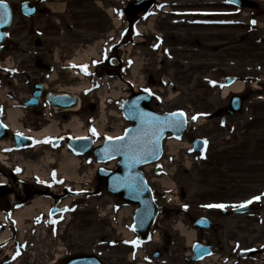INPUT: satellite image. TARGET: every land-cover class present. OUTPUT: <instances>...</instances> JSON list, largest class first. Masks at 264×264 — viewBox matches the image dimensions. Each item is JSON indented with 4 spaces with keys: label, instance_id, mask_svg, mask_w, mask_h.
<instances>
[{
    "label": "rangeland",
    "instance_id": "374dc122",
    "mask_svg": "<svg viewBox=\"0 0 264 264\" xmlns=\"http://www.w3.org/2000/svg\"><path fill=\"white\" fill-rule=\"evenodd\" d=\"M4 1L11 3L15 10V23L10 31L11 40L8 43L9 48L15 51V56L9 62V66H13L16 71L19 69L21 75L24 73L23 76L19 75L20 77H16L15 80H6L5 85L0 89V106H4L8 110L10 109L8 100L11 95L15 94L11 102L16 101L21 105L22 100L30 96L34 81L43 77L42 70L36 69L34 64L36 58L42 56L45 49H49L51 54L48 59L46 58L47 60L58 61L59 58L66 60L60 51L63 46L71 49L76 42H81L91 47L106 37L96 35L95 41H90L88 38L92 36H88L85 32L71 31L67 33L61 29L60 35L50 33L47 40L44 30L45 18L41 13L43 9L41 0ZM25 1H29L31 5H38L40 12L36 18L30 20L21 15L19 7ZM62 1H68L70 4L72 2V0H50L49 3ZM97 1L101 3L102 0ZM116 1L110 0L109 10L117 9ZM170 1L172 3V0ZM218 2L220 0L182 1L188 5L207 4V8L209 4L215 7L214 5ZM168 6L171 5L168 4ZM107 19L111 23L109 35L113 33L110 44L113 45L118 39H121L119 34L124 29L125 23L117 29L112 24L116 18L114 17L112 20L107 15ZM165 19L167 20V18H161L164 21ZM249 19H255L260 26L256 25L251 28L240 24L238 28L233 29L211 30L197 27L192 29L186 25L178 24L180 22L175 19H170L167 22L173 27L167 25L171 28L166 36L167 44L174 46L175 42L177 43L176 49L173 50V58L165 59L160 52L157 55L151 54L152 51L147 47V44L152 40H148L146 46L141 44L140 47H136L135 40L131 43L127 42L121 51L116 50L125 58L126 64L123 67L120 66L121 68L116 66L117 64L96 67L95 73H98L100 77L99 82L97 79L87 76L83 80H78L70 73L65 74V77L61 67L55 68L52 80L46 82L49 87L47 92H70V87L79 86L81 88L84 86L82 83L89 87L98 84V90L92 96L79 94L83 101L81 112L67 115L46 110L50 113L47 120L44 114L46 109L44 104L39 108L41 116L34 115L31 110H23L24 115L19 122L27 131H41L56 123L57 135L74 137V132L65 126L77 118L84 125V131L87 129L92 131V124L96 122L98 125H104L103 133L94 135L95 141L102 143L107 136L115 135L123 127L128 126L127 122L120 117L122 102L130 96L133 89L139 90L142 85H150L148 79L152 76L156 81L155 91L158 95L157 100L153 103L154 108L160 104L158 108L165 112L182 111L189 117H197L199 122L192 123L191 136L181 141L178 154H168L167 164L163 168L169 170V173H166V176L162 174L160 177H155L151 173L156 179L155 185L161 192L165 190L159 182L162 179L172 180L175 187L168 194L169 197H172L169 201V212L161 217L159 225L154 231V235L159 236L158 244L153 243L147 246V251H145L148 255L146 257L153 259L151 264H185L184 259L188 252L185 248L187 243L177 230V226L181 224L188 231H192L191 221L194 217L204 214L203 206L206 205V197L211 191L222 188L234 189L240 198L237 204L247 200V202H257L258 200L254 199L257 196L264 201V2L261 3L258 12L243 11L239 20L240 23H249ZM50 22L55 27L54 18ZM187 22L193 23L194 21L188 19ZM144 27L150 34L152 26L145 24ZM154 28L158 29L155 23ZM55 36L57 37L55 38ZM38 41L42 43L43 47L37 45ZM87 46L79 48L75 54L74 51H71L69 53L71 58L68 59L77 60L80 58L79 54L86 55L83 49H86L87 52ZM184 51L191 53L185 54ZM106 53L108 50H104L100 54ZM180 63L184 64V67ZM137 65L139 68L135 74L134 68ZM227 77H236L246 85L243 93L245 107L240 115L227 117L226 126H222L218 113L228 105V100L222 98L223 90L213 82L224 81ZM121 81L126 86L117 85ZM102 88H106L107 95L104 118L100 109L102 100L99 98ZM114 91L119 93L116 99L113 97ZM2 92H5V98L1 94ZM92 101L99 105L94 113H90L86 107ZM113 113L117 117L111 115ZM212 114L213 116L207 119V115ZM193 136L210 139L212 145L209 157L212 160L229 162L223 164L224 170L210 169L211 164H204L199 157L196 158L198 162L195 161L189 153L190 137ZM11 142L10 138H6L0 143V153L5 157L4 164L0 163V176L6 178L10 176L11 171L16 169L22 170L28 177H33L35 175L33 167H40L46 174L52 172L58 174L64 160L70 156L65 147L54 150L50 145L43 143L36 148L30 147L22 152L12 151L9 153L7 149H10ZM187 158L191 162L189 169L186 167ZM80 162L81 169L78 175L82 181L78 186L82 194L80 196L71 195L65 199V201H73V207L77 205V212L68 218L59 219L53 228L43 223L37 224L36 219L34 221L37 215L33 217V220L26 218L23 237L29 243V251L25 261H22L21 264H54L57 256H66L67 254L99 255L106 264H138V262H130L131 250L121 244L124 241V236L123 233H120V228L125 227L129 233L133 234L131 229L133 207L124 206L117 198L105 191L102 182L97 178L100 167L92 155L80 158ZM57 178L58 187H60L58 189L56 186L58 195H62L63 189L67 186H70L73 191L77 188L76 183L67 181L62 175L58 174ZM34 189L43 188L34 187ZM230 197L232 195L221 198L224 200L223 205L232 204L231 200H227ZM7 201L11 202L9 196ZM53 203L51 199L50 204ZM187 206L189 207L188 213L184 214V207ZM123 209H129L132 213L120 223L119 213ZM38 213H40L39 210L36 211V214ZM211 214L217 216L216 221L223 223L226 230L231 229L227 223L230 219L241 221L247 219L243 216L226 219L218 212ZM254 218L257 222L251 231H248L246 227L239 229V248L237 249L239 252L252 250L257 245L264 244V205L254 214ZM59 226H63L60 235L57 232ZM21 233L16 235L17 238L21 239ZM133 237H137V235L133 234ZM112 242H115L114 246H112ZM157 249L167 250L166 254L158 260L152 256V253ZM175 250H179V254H176ZM136 252H134L135 255ZM2 256L4 257V252ZM139 264L146 263L141 261Z\"/></svg>",
    "mask_w": 264,
    "mask_h": 264
},
{
    "label": "flooded vegetation",
    "instance_id": "af4514ba",
    "mask_svg": "<svg viewBox=\"0 0 264 264\" xmlns=\"http://www.w3.org/2000/svg\"><path fill=\"white\" fill-rule=\"evenodd\" d=\"M128 1V0H127ZM132 1H139V0H131ZM63 2V1H62ZM110 0H102L101 3L98 2L97 0H72L71 4L68 1H64L63 3H60V5L63 7V15H59L57 18V23L59 27H53L51 25L50 19L53 18L52 15L49 13V10L45 8L46 10L44 11V30L49 36L50 33H55L57 35H60L61 29H64L67 33L74 31V32H85L88 34V36H92L88 38L90 41H95L96 35L100 37H105L109 35V29L111 27V23H109L107 19V8L110 6ZM164 6V5H163ZM160 6L158 4H155L154 7L147 13V15H135L132 14L128 9L125 7L123 13L124 17L128 15L129 16V21L133 25H142L140 29H138L139 34H144L146 33V28L143 26V24L146 23L148 19L152 16V20L155 22L157 25L158 29L153 30L154 33L161 34L164 36V39L161 40L159 39V42H161L167 49H172L175 48L177 43L175 42L174 46H171V44H167V36L169 33V29L173 27V25L169 24L167 22L170 19H178V20H183V19H193L195 22L197 21L196 19H200L203 21L207 20H214V16H208L204 15L203 17L201 16L202 11L208 10L206 6H203L201 3L197 6H182L179 8L180 11L182 10H195L199 13H195L192 15L189 14H184L182 16L178 15V13H162L161 11L164 10V7ZM227 7H230L229 5H224V3H221L219 6H215L216 10H226ZM99 8V9H97ZM142 9V8H137ZM137 11V10H136ZM69 12V14H68ZM135 16V17H134ZM220 17H216L215 20H225V19H231V16L223 17L220 13ZM167 18V20H161V18ZM218 21V22H219ZM215 23L210 25H207V23L200 24V23H188L185 24L187 27L195 29L197 28H203V29H211V30H223V29H233L235 27L233 26H228L224 25L223 23ZM167 25L171 27H167ZM181 28V27H180ZM184 28V27H183ZM191 29V30H192ZM128 34H135L132 29L128 32ZM147 34V33H146ZM57 37V36H56ZM148 40H154V38H148ZM146 44V43H145ZM200 44V43H198ZM87 46L86 43H81V42H76L71 49L66 48L63 46L60 48L61 53L63 52L64 57H69L71 51H78L79 48ZM145 46V45H143ZM10 51L4 50L2 54L0 55V61L4 62L6 59L7 55H9ZM45 53L48 55L49 51L46 50ZM2 74V71L0 70V75ZM0 117H2V113L0 112ZM208 138V137H205ZM209 139V138H208ZM206 141V140H205ZM207 142V141H206ZM210 152H208L205 156V160L203 163L207 164L210 163V169H220L224 170L225 167L223 164L229 163L226 161H216L212 160L211 157H209ZM217 164V165H216ZM235 170V168H233ZM228 173L230 171L228 170ZM237 173V172H235ZM156 175H159L160 173H155ZM31 183V182H29ZM13 185L15 188H11L9 190L10 193L18 194V201L16 205H13L12 208L9 207L10 212L14 213L16 209H19L20 207L25 206L27 203H29L30 199L32 197L37 196L39 193H43L42 191H30L29 188H23L22 192L19 193L18 191V186H22L19 184L17 180L14 179ZM25 186L29 187V184L25 183ZM153 188V187H152ZM32 189V188H31ZM8 191V190H6ZM50 189L46 191V193H49ZM153 194L155 196V199L161 200L163 197H160V191L157 190V188H153ZM232 197L227 198V200H231V202H235V204L231 205L230 207H227L230 211L234 210L235 208H238L237 206V201L239 197L238 193H235V190L231 189H215L214 191H211L208 196L206 197L207 199V205L209 204H214L212 203L213 200H221L222 197L224 196H230ZM4 197V195L0 191V199L1 197ZM224 200H221L223 202ZM206 205V206H207ZM248 205V204H245ZM222 209H220V215L224 216L226 219L229 218H234L236 216H231L229 214H223ZM251 214L244 215L247 217L246 220H237V219H230V221H227L228 226L231 227V229L226 230L225 226L223 223L217 220V216L214 214H210L209 212H205L203 215L204 217H207L211 221V228L207 232L201 233L200 234V240L201 244L203 245H213V252L210 256H207L204 258L201 262L198 263H193L192 260V255L187 256L185 264H264V248L261 250V255H259V260L256 261L254 260L255 257L249 258V259H242L241 258V253L237 251L239 247V241H238V234H239V229L241 227H246L248 231H251L253 225L256 224V220L254 219L253 216L250 217ZM14 243H8L5 245L3 248L0 249V264H19L15 263L11 259H4L3 257V251L7 248H10ZM114 244V243H113ZM192 251V250H191ZM177 254V253H176ZM241 261H245L241 263Z\"/></svg>",
    "mask_w": 264,
    "mask_h": 264
},
{
    "label": "water",
    "instance_id": "95a60500",
    "mask_svg": "<svg viewBox=\"0 0 264 264\" xmlns=\"http://www.w3.org/2000/svg\"><path fill=\"white\" fill-rule=\"evenodd\" d=\"M237 4L242 6H252L249 2L244 0H236ZM5 11L4 7H0V44L4 41L5 34L2 30L8 28L12 23V11L9 5ZM24 14L32 16L35 10L29 9L27 4L22 6ZM39 68H45V65L39 60L37 62ZM233 80L228 81L230 85ZM43 88L38 83L35 85L34 98L25 103V106H36L38 98L42 95ZM49 101L53 106L61 108H70L77 104L76 98L69 96H51ZM151 96L148 94L134 95L125 105L124 114L128 120L135 122L136 125L130 129L125 139L122 141H110L104 147L95 150V157L99 162H108L115 158H121L120 169L114 173L105 171L100 172V176L106 179V188L113 195H120L123 201L139 204L140 209L137 213V222L141 223L150 222L151 227L155 213L147 202L148 190L143 178L140 168L146 164L155 162L161 157L162 142L167 133L172 132L176 137H181L185 130V117H180L175 125H170V115H160L153 112L149 103ZM243 100L240 97L232 99V105L227 109V113L234 115L242 110ZM143 114H150L152 117H159L158 121H149ZM182 122V123H181ZM1 132V130H0ZM4 132L0 133V139L4 136ZM158 138V143H156ZM18 144L27 145L31 143L29 139L19 137ZM131 146V147H130ZM71 147L81 154L89 153L93 148L92 140H78L72 141ZM107 149V151H106ZM119 149V150H117ZM245 210V209H244ZM144 229V230H147ZM198 249V248H197ZM205 250L198 249L197 254L204 256ZM65 264H101L96 257H79L68 260Z\"/></svg>",
    "mask_w": 264,
    "mask_h": 264
},
{
    "label": "bare ground",
    "instance_id": "6f19581e",
    "mask_svg": "<svg viewBox=\"0 0 264 264\" xmlns=\"http://www.w3.org/2000/svg\"><path fill=\"white\" fill-rule=\"evenodd\" d=\"M264 1V0H261ZM60 9V8H59ZM58 9V10H59ZM58 12V11H56ZM99 51V45L94 46V48L90 49L87 52V55H93L94 57H96L98 55ZM139 68V66L137 65L134 68V72L136 74L137 69ZM75 76L78 77V74L75 73ZM84 86L83 87H79V86H74L72 88H70V95H79L80 93H82L84 90L87 89V84L82 83ZM117 85H121V86H125L122 83H118ZM245 88L244 83L242 82H237L236 84H234L233 86L229 87V88H225L224 92H223V98L227 99L229 97V95H231L232 93L234 94H240L243 93ZM3 95H5L4 92H2ZM118 94L117 92H113V97L116 99L118 98ZM101 99H102V104H101V109H102V113H103V118L105 117V106H104V101L106 100V92L105 89L103 91H101L99 93ZM13 105V104H12ZM76 111V110H74ZM113 116H115L116 114L113 113L111 114ZM117 117V116H116ZM23 118V112L13 109L11 108V110L8 112V117H7V125L10 127V129L14 132H23L24 134L34 137L36 140L41 141L45 138H51L53 136H55L56 134H58L57 131V126L55 124L53 125H49L47 127H45L44 129H42L39 132H31V131H27L25 129H23L20 125H19V121ZM66 128H69L70 130H72L75 134L76 137L79 138H85L87 137V133L84 132L83 130V125L78 121L77 118H74L67 126H65ZM104 125L101 126L100 130L101 132L103 131ZM119 132L115 133V135H118ZM113 135V136H115ZM167 146L169 147L170 150V154L173 155H177L180 149V145L175 142V141H169L167 143ZM0 159L4 160L3 157L0 155ZM81 162L79 159L69 156L67 157L61 167V174L63 175V177L68 180L69 182H74L76 183L77 186V190H80V187L78 186V184L82 181V179L79 178V170L81 169L80 166ZM31 168V167H29ZM150 168H148L149 170ZM33 170H35V172L37 174H39V176H44L46 175L45 171H42L40 167H33ZM42 171V173H40ZM44 174V175H43ZM161 183L167 187V189H172L174 188V185L169 182L168 180H163L161 181ZM70 203V201H66L64 203V206H68ZM50 209V202L48 201H44L42 199H39L37 201L34 202V204L30 207H26L24 210L19 211L17 213L15 217V220L17 221L18 224H20V226H22L23 230H24V220L26 219V217H33L36 214L37 210H40V212H44L45 214H47L49 212ZM131 214V211L128 209H123L120 214H119V218L121 220H123L124 218H126L127 216H129ZM178 230L181 232L182 236L186 238V241L188 243V245H192L193 242L195 241V233H191L188 232L187 230H185L181 225L178 226ZM120 231L124 232L125 236L128 238H132V235L130 233L127 232V230H125L123 227L120 228ZM8 238V233H4L1 237H0V243H3L6 239Z\"/></svg>",
    "mask_w": 264,
    "mask_h": 264
},
{
    "label": "snow or ice",
    "instance_id": "6c2138e0",
    "mask_svg": "<svg viewBox=\"0 0 264 264\" xmlns=\"http://www.w3.org/2000/svg\"><path fill=\"white\" fill-rule=\"evenodd\" d=\"M0 7H4L5 8V11H6V9H7V6L6 5H4L3 3H2V0H0ZM255 23V21H253V24ZM85 72H86V74H87V70H86V66H85ZM151 94V93H150ZM185 114L183 113V112H179V113H172L171 115H170V117H169V124L170 125H175V124H177V122L179 121V118L180 117H183ZM143 116L145 117V118H147L149 121H158L159 120V117H152V116H150V114H143ZM197 117H192V119H196ZM182 123V122H181ZM92 133H93V135H97V133H96V130L95 129H92ZM19 135V134H18ZM109 140H111L112 138L111 137H109L108 138ZM125 139V137H117L116 138V140L117 141H122V140H124ZM46 142H50V141H46ZM156 143H158V138H157V141H156ZM205 143H207L206 141H205ZM131 147V146H130ZM117 150H119V149H117ZM106 151H107V149H106ZM255 200H261V197H259V196H257V197H255L254 198ZM249 204L250 203H252V201H249L248 202ZM208 207H212V208H225L226 206L225 205H208ZM238 207H246V205H239ZM135 245H139V241H135V242H133Z\"/></svg>",
    "mask_w": 264,
    "mask_h": 264
}]
</instances>
